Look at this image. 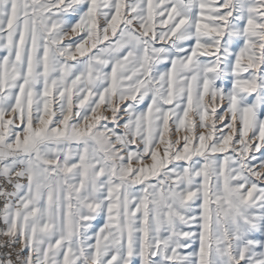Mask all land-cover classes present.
Here are the masks:
<instances>
[{"label": "snow or ice", "instance_id": "obj_1", "mask_svg": "<svg viewBox=\"0 0 264 264\" xmlns=\"http://www.w3.org/2000/svg\"><path fill=\"white\" fill-rule=\"evenodd\" d=\"M0 264H264V0H0Z\"/></svg>", "mask_w": 264, "mask_h": 264}]
</instances>
